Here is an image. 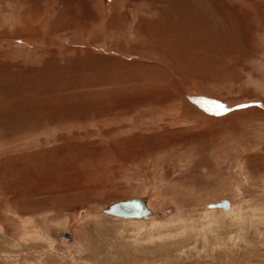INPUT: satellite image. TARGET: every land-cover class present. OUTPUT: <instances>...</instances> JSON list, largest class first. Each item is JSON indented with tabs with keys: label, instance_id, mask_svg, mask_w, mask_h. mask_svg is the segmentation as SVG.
<instances>
[{
	"label": "rangeland",
	"instance_id": "1",
	"mask_svg": "<svg viewBox=\"0 0 264 264\" xmlns=\"http://www.w3.org/2000/svg\"><path fill=\"white\" fill-rule=\"evenodd\" d=\"M0 264H264V0H0Z\"/></svg>",
	"mask_w": 264,
	"mask_h": 264
},
{
	"label": "water",
	"instance_id": "2",
	"mask_svg": "<svg viewBox=\"0 0 264 264\" xmlns=\"http://www.w3.org/2000/svg\"><path fill=\"white\" fill-rule=\"evenodd\" d=\"M208 208H220L222 210H228L229 201L226 199H222L217 202H210L208 203ZM101 211L105 214L123 219L137 218L145 220L152 214V211L146 205L145 198L141 196L116 201L105 206L101 209ZM154 215L161 216V213L155 212ZM60 236L62 238H65L66 242L71 241V235L69 231H63Z\"/></svg>",
	"mask_w": 264,
	"mask_h": 264
},
{
	"label": "bare ground",
	"instance_id": "3",
	"mask_svg": "<svg viewBox=\"0 0 264 264\" xmlns=\"http://www.w3.org/2000/svg\"><path fill=\"white\" fill-rule=\"evenodd\" d=\"M128 199H129V198H128ZM124 200H126V199H124ZM145 200H146V198H145ZM146 201H147V200H146ZM228 201H229V200H228ZM146 205H147V202H146ZM230 205H231V203H230V201H229V208H230ZM147 207H148V206H147ZM148 208H149V207H148ZM229 208H228V209H229ZM149 209L151 210V208H149ZM219 209H220V208H219ZM151 211H152V210H151ZM101 212H102V211H101ZM102 213H103V212H102ZM154 213H155V212L152 211V214H151L150 216H153ZM104 214H105V213H104ZM106 215H109V214H106ZM110 216H111V215H110ZM130 219H131V218H130ZM132 219L137 220V218H132ZM146 219H147V218H146Z\"/></svg>",
	"mask_w": 264,
	"mask_h": 264
}]
</instances>
